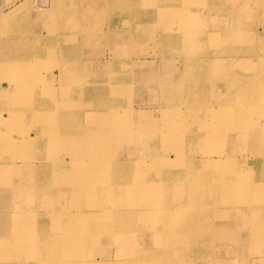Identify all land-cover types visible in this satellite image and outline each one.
<instances>
[{"label": "rangeland", "instance_id": "374dc122", "mask_svg": "<svg viewBox=\"0 0 264 264\" xmlns=\"http://www.w3.org/2000/svg\"><path fill=\"white\" fill-rule=\"evenodd\" d=\"M49 2L0 24V58H30L0 67V264H264V0Z\"/></svg>", "mask_w": 264, "mask_h": 264}, {"label": "bare ground", "instance_id": "6f19581e", "mask_svg": "<svg viewBox=\"0 0 264 264\" xmlns=\"http://www.w3.org/2000/svg\"><path fill=\"white\" fill-rule=\"evenodd\" d=\"M27 4V2H24L22 5H26ZM57 4V3H56ZM38 6V5H37ZM47 6H51V2H49V0H47V5L46 6H39V7H47ZM49 10V9H48ZM48 10H45L44 11V13L46 14V13H50V11H48ZM15 11H17V10H15ZM53 12H56L55 10L53 11ZM14 41V40H13ZM25 44V43H24ZM38 44V43H37ZM14 48V51L15 52H17V48L16 47H13ZM22 48H23V50H25V45H23L22 44ZM39 49V48H38ZM38 49H35L36 51L38 50ZM22 50V49H21ZM22 50V51H23ZM27 50V49H26ZM22 53H25V51L24 52H22ZM26 53H31V51L28 49L27 50V52ZM33 53V52H32ZM30 58H25V59H21L20 60V62L21 63H24V61H28ZM107 68V67H106ZM13 70H23L24 69V64H19V65H14L13 66V68H12ZM113 69V68H112ZM108 71H109V69H108ZM111 72L113 71V70H110ZM109 71V72H110ZM63 82H66V80L65 81H63ZM68 83V82H67ZM3 84V87H5V89L7 88H12V86H9V87H7V84L5 83V82H1L0 83V85H2ZM24 91L25 90H27L26 88H25V86H26V83L24 82ZM22 85V84H21ZM92 86V85H91ZM96 86V85H95ZM90 88V87H89ZM101 90H102V93H104L103 91H104V89H103V87L101 86V88H100ZM12 90V89H11ZM90 90V89H89ZM98 91H99V89H98ZM214 111V110H213ZM211 112V111H208V112H206V115H207V113L209 114V115H211V114H217L218 112H220V111H222V109L221 108H219L218 109V112H216V111H214V112ZM64 113H66V112H64ZM60 114H62V112H60ZM205 114V113H204ZM2 115H4V118L6 117V114L5 113H3ZM119 115H124L122 112H120V114ZM40 117L41 118H43V119H50L51 117H49L48 115H46V114H44V113H42V114H40ZM61 118H63V116H57V114H56V116H54V117H52V120L53 119H57V120H59V119H61ZM239 118V117H238ZM6 119V118H5ZM199 121V120H198ZM238 121L239 120H235V123L236 124H238ZM198 123H200V121L198 122ZM42 129V128H41ZM41 132L42 133H44V135H46V133H48V134H50V135H58V134H60L62 131H61V129H58L57 131L56 130H54V129H44V130H41ZM67 133H69V134H72V133H79V132H77V131H73V130H69ZM32 136H33V140H34V142H36V139H34V133L33 132H31V135H30V137L32 138ZM39 141H42V142H40V143H43V142H46V141H44V140H47V141H50V142H54V141H57L56 139H54V138H49V139H46V138H44V137H41V138H39L38 139ZM213 141H218V137L217 136H215V137H212V136H204V135H198L196 138L195 137H192V138H190V141H189V143H192L193 144V142H196V143H199V144H201V145H203L204 144V147L202 148V150L200 151V154L202 155L200 158L201 159H199L200 161L199 162H202L201 163V165L202 166H204V165H206V164H210V166L208 167V169H206L204 172L205 173H200V176L204 179V180H206L209 184H210V187H211V185L213 184V182H214V184H213V186H212V189H214V186H216V184H223V185H230L229 184V182H230V179L228 178V176L227 175H225V173L227 174H229V172L230 171H235V170H237L239 167H241V165H240V161H238V160H236L237 158H235L236 156L234 155V154H232V153H230V151H227L223 146H221V147H218V149L217 150H214V152H213V154H212V156H209L207 153H210L212 150L210 149V143L211 142H213ZM227 139L225 138L224 140H223V144L222 145H224V144H226L227 143ZM239 140H237L236 141V144H235V146H238V144H239ZM187 144V141L185 140V143L183 142L182 143V145H181V143L179 144V143H175L174 144V147H172V148H169V149H173L174 148V150H179V148H180V146H181V148L182 147H184L185 145ZM245 145H244V148L246 149V142L244 143ZM249 146H255L256 144H255V142H253V140H251V139H249V144H248ZM258 147L260 148V149H263L264 150V141H260V142H258ZM64 150H71V147H67V146H63L62 147ZM223 148H224V150H223ZM241 154V153H240ZM243 154V153H242ZM242 154L240 155V157L242 156ZM174 156V155H173ZM173 161V160H172ZM72 162V161H71ZM138 165H135V168H137L140 164L139 163H137ZM190 165V164H189ZM191 165H193V164H191ZM231 165H232V169L233 170H231ZM42 168V167H41ZM57 168V170H59L61 167H55V169ZM42 169H44V170H48V169H46V168H42ZM62 170L64 169V167H62L61 168ZM163 169H166V168H163ZM240 169H242V167L240 168ZM167 170V169H166ZM247 172H248V170H246L245 168H244V172H242L243 173V178H246V174H247ZM259 173V172H258ZM40 179H42L41 181H43L44 180V177H42V178H40ZM232 180L233 181H236V182H238V183H242V180H240V181H238L236 178L235 179H233L232 178ZM169 181V180H168ZM187 189L186 188H180V187H176V192L177 193H182V197L181 198H179V200H180V202L179 203H181L182 202V200L184 199V194H185V191H186ZM230 199L229 198H227L225 201H223L222 202V204H228V202H230L229 201ZM233 202H240V201H233ZM225 205H224V207H225ZM235 205H240V204H235ZM234 205V206H235ZM232 207L233 209H235L234 211H235V213L236 214H234L235 216H239V215H241V213L243 212V211H245V207H243V205H241V206H236V207ZM201 209H204V208H202L201 207ZM222 209V208H221ZM220 209V210H221ZM237 209H239V210H237ZM220 210H217L218 212L220 211ZM224 210H226V209H224ZM227 212V211H226ZM206 213L207 212H203V210H201V212H200V216H199V218H196V219H199L198 220V222H199V225L200 224H204L203 225V229L202 230H207V231H209V233L211 232H214L215 231V228H214V226H212L211 227V219H212V217L213 216H216V214L215 213H217L216 211H212L211 212V210L209 211V213L206 215ZM208 215L210 216V217H208ZM226 215V214H225ZM208 221V222H207Z\"/></svg>", "mask_w": 264, "mask_h": 264}, {"label": "crops", "instance_id": "0c3cea01", "mask_svg": "<svg viewBox=\"0 0 264 264\" xmlns=\"http://www.w3.org/2000/svg\"><path fill=\"white\" fill-rule=\"evenodd\" d=\"M35 1L36 0H0V24L1 23H7L13 19H16V20L22 19V17H24L23 19L30 21L29 17L26 16V12L28 9V2L33 3ZM24 2H27V4L22 5ZM45 8L46 7H39L35 11L33 10L32 12H33V14L36 13V17H35V19H34V17L32 19L33 20H37V18H38V20L41 19V18H39V15H40V13L44 12ZM15 10H17V11H15ZM18 45H19V42L11 41L6 46V53H4L3 57L0 58V62L2 61V62H6V63L5 64L0 63V67L6 65L10 61H13L15 63L20 62L21 59H17V58L12 59L14 57L13 55L15 53L13 47H17ZM10 56H12V57H10ZM25 58L26 57H24L22 59H25ZM1 82H4V81H0V83ZM7 90L8 89H5V87H2V90L0 89V92L6 93ZM22 124L24 125L23 121H22Z\"/></svg>", "mask_w": 264, "mask_h": 264}, {"label": "water", "instance_id": "95a60500", "mask_svg": "<svg viewBox=\"0 0 264 264\" xmlns=\"http://www.w3.org/2000/svg\"><path fill=\"white\" fill-rule=\"evenodd\" d=\"M37 5L38 6H46L47 5V0H37Z\"/></svg>", "mask_w": 264, "mask_h": 264}]
</instances>
